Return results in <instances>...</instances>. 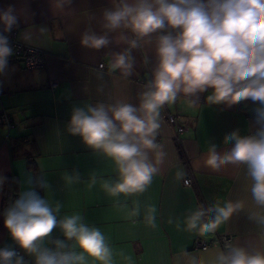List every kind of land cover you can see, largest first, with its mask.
<instances>
[{"label": "crops", "instance_id": "obj_1", "mask_svg": "<svg viewBox=\"0 0 264 264\" xmlns=\"http://www.w3.org/2000/svg\"><path fill=\"white\" fill-rule=\"evenodd\" d=\"M138 2L0 0V33L9 28L2 19L9 12L16 18L12 26L17 27L19 40L44 53L41 68L28 70L16 62L0 69V109L14 120L11 130L0 124V250L21 251L9 261L0 258V264H17L21 258L22 264H36L37 254L28 253L11 238L2 210V185L8 176L16 177L19 196L35 191L27 156L39 174V196L53 209L59 205L57 220L79 215L83 224L100 230L112 253L111 264H216L221 252L228 255L232 249L264 255V206L253 198L255 181L248 163L230 161L215 169L206 164L212 150L220 156L230 154L236 140L226 138H258L264 130L259 101L209 103V89L198 99L180 93L175 102L162 106L155 137L158 147L149 151L158 171L143 191L110 194L103 185L119 181L117 165L70 131L76 109L87 111L100 103L140 108L142 93L149 90L159 64L160 38H175L180 30L166 24L140 37L123 23L116 29L105 27L106 12ZM85 35L104 36L109 43L100 49L85 46ZM125 53L132 58L130 75L113 68L116 54ZM51 82L56 86L51 87ZM166 113L175 115L185 128L177 138ZM186 178L192 179V187L183 185ZM227 203L241 207L213 232L202 233L199 228L215 218V212L207 211L205 221L201 218L196 228L188 230L187 220L196 211ZM223 234L233 237L228 251L217 244L206 250L193 247L198 238L213 241ZM55 241L68 245L62 251H80L59 226L39 244L40 250H56ZM85 264L102 262L88 256Z\"/></svg>", "mask_w": 264, "mask_h": 264}, {"label": "clouds", "instance_id": "obj_2", "mask_svg": "<svg viewBox=\"0 0 264 264\" xmlns=\"http://www.w3.org/2000/svg\"><path fill=\"white\" fill-rule=\"evenodd\" d=\"M2 19L9 29L16 22L9 12ZM105 20L109 29L123 23L140 37L166 24L180 30L175 38H160L159 64L149 90L142 93L139 109L126 103H100L89 106L87 111L73 112L70 131L79 134L93 149L102 150L118 167L119 181L112 186L103 185L110 194L143 191L150 184L158 171L149 159V151L158 147L155 137L160 128V109L175 102L180 93L198 99L199 94L211 89L207 101L216 104L259 101L261 107L257 111L264 122V0H139L136 5L124 3L115 11L106 12ZM82 43L100 49L109 41L104 36L85 35ZM131 43L136 46L135 41ZM4 44L5 39L0 37V69L10 54ZM113 68L130 75L132 58L127 53L116 54ZM227 139L236 140L230 154L220 156L212 150L206 164L215 169L230 161L247 162L255 181L253 198L264 206V130L258 138L233 135ZM239 207V203H227L223 207L201 208L188 218L187 228H196L206 211L215 212L214 219L199 225L202 233L213 232ZM58 211L59 205L53 209L35 191H24L5 211L4 226L20 248L37 254L36 264H85L88 256L111 264L112 253L100 230L83 224L79 215L58 221ZM57 226L66 240L75 242L72 247H78L79 252L62 251L68 247L63 241H55L56 250H40L39 244ZM15 255L14 251L0 250V258L5 261ZM17 264H22V258ZM216 264H264V255L232 249L228 255L221 252Z\"/></svg>", "mask_w": 264, "mask_h": 264}, {"label": "built area", "instance_id": "obj_3", "mask_svg": "<svg viewBox=\"0 0 264 264\" xmlns=\"http://www.w3.org/2000/svg\"><path fill=\"white\" fill-rule=\"evenodd\" d=\"M0 37L5 39L4 46L10 49V54L5 57V64L20 62L23 68L32 70L41 68L44 65V53L39 48L26 45L22 43L18 38V29L16 26L0 33ZM98 68L105 70L103 64H99ZM56 83L51 82V87H55ZM166 120L170 127L175 129V136L185 131V128L177 123V117L171 113H166ZM0 124L5 126L7 130H11L14 127V120L12 115L5 109H0ZM183 185L186 187H192L193 181L190 178H186L183 181ZM208 215V214H207ZM204 215L202 221H205ZM209 216V215H208ZM233 243V237L227 234L218 235L213 241H206L198 238L194 241L193 247L195 250H206L213 244L219 245L224 251L231 249ZM16 255L20 256V249L15 250Z\"/></svg>", "mask_w": 264, "mask_h": 264}, {"label": "trees", "instance_id": "obj_4", "mask_svg": "<svg viewBox=\"0 0 264 264\" xmlns=\"http://www.w3.org/2000/svg\"><path fill=\"white\" fill-rule=\"evenodd\" d=\"M27 167L33 173L34 177V190L40 195L41 192V184L40 178L37 171V168L34 164L33 159L31 157H26ZM19 198V183L14 175L8 176L2 185V210L5 212L9 207H11L16 199Z\"/></svg>", "mask_w": 264, "mask_h": 264}]
</instances>
